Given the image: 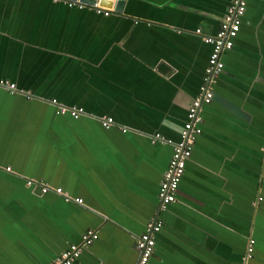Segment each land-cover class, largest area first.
<instances>
[{"label":"crops","instance_id":"obj_1","mask_svg":"<svg viewBox=\"0 0 264 264\" xmlns=\"http://www.w3.org/2000/svg\"><path fill=\"white\" fill-rule=\"evenodd\" d=\"M228 2L124 0L103 15L0 0V78L16 88L0 89V264H49L86 229L97 238L71 264H134L135 237L155 216L147 264H264V0L245 1L175 200L157 211L170 146L153 135L178 141L210 50L202 35ZM50 99L84 113L59 114Z\"/></svg>","mask_w":264,"mask_h":264},{"label":"built area","instance_id":"obj_2","mask_svg":"<svg viewBox=\"0 0 264 264\" xmlns=\"http://www.w3.org/2000/svg\"><path fill=\"white\" fill-rule=\"evenodd\" d=\"M55 1H62L69 7L75 6L79 9L86 6L78 0ZM97 1L98 0H94V2L87 7H90L95 13L102 12L103 15H107L108 12L112 10V8L99 6ZM245 1L246 0H229L215 32L209 35H202L203 42L210 46V50L207 55L206 65L203 68L198 92L186 107L185 118L179 130L178 141L172 142L160 136L159 133H154L153 135L152 139L161 141L170 146L169 158L161 174L156 190L157 211L165 209L167 205L175 200V192L183 173L185 162L188 160L194 141L201 131L199 126L201 118L198 114V110L201 105L208 104L212 98L210 84L222 71L220 54L223 50L230 49L233 44V38L236 36L241 17L245 10ZM194 32L200 33V30L196 28ZM0 89L8 92L16 91L14 83L4 78H0ZM49 103L56 106V111L59 114L68 115L72 119H76L84 113L81 107L59 104L55 99H50ZM98 119L103 128H108L113 124V120L110 116H101ZM122 130L124 129L122 128ZM5 170H9V167H5ZM24 183L26 186L32 187L36 191V194L39 195L51 191L59 195L63 202H73L75 204H80L82 202L81 198L69 196L62 191L60 187L51 186L45 181L25 179ZM260 199V197H257L250 202V205L254 206ZM160 227L161 221L155 216L147 223L146 229L136 235L134 246L137 251V259L134 264H147L153 251V235L158 232ZM96 238L97 233L94 230H84L79 235V241L77 243H69L64 249L58 252L49 264H71L79 255L82 248L91 244ZM252 245L253 239L250 237L247 239L245 246V258L251 256Z\"/></svg>","mask_w":264,"mask_h":264},{"label":"water","instance_id":"obj_3","mask_svg":"<svg viewBox=\"0 0 264 264\" xmlns=\"http://www.w3.org/2000/svg\"><path fill=\"white\" fill-rule=\"evenodd\" d=\"M86 6L91 5L94 0H78ZM124 0H98V5L104 8H112L115 12H120Z\"/></svg>","mask_w":264,"mask_h":264}]
</instances>
